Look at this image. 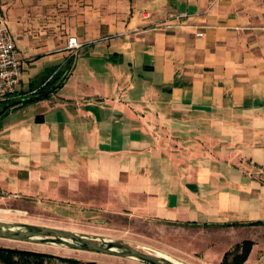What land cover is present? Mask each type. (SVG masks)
Wrapping results in <instances>:
<instances>
[{"label":"crops","instance_id":"crops-1","mask_svg":"<svg viewBox=\"0 0 264 264\" xmlns=\"http://www.w3.org/2000/svg\"><path fill=\"white\" fill-rule=\"evenodd\" d=\"M263 7L84 0L67 30L14 35L23 76L19 98L1 102L0 198L70 224L264 228L252 224L264 221ZM57 71L49 97L18 100Z\"/></svg>","mask_w":264,"mask_h":264},{"label":"rangeland","instance_id":"rangeland-1","mask_svg":"<svg viewBox=\"0 0 264 264\" xmlns=\"http://www.w3.org/2000/svg\"><path fill=\"white\" fill-rule=\"evenodd\" d=\"M83 3L84 0H0V19L8 23L17 37L21 34L32 38L40 34L52 35L57 29H68L73 12L76 11L77 14L81 12ZM18 43L23 44L21 39H18ZM7 197L5 200L0 198V219L50 226L74 225L80 228L78 231L114 238L133 246L167 255L185 264H220L224 252L243 241L244 239L240 240L243 237L251 236L255 239V245L252 257L247 264H264V228L244 233L230 229L210 230L204 233L187 232L178 228L164 227L146 218L115 215L109 216L102 223L95 219L91 221L92 223L82 220L70 224L42 210L32 199ZM0 245L81 259L90 257L97 262L148 264L131 257L76 249L55 243H35L0 237Z\"/></svg>","mask_w":264,"mask_h":264},{"label":"water","instance_id":"water-1","mask_svg":"<svg viewBox=\"0 0 264 264\" xmlns=\"http://www.w3.org/2000/svg\"><path fill=\"white\" fill-rule=\"evenodd\" d=\"M0 237L131 257L148 264H179L175 259L123 241L57 226L0 219Z\"/></svg>","mask_w":264,"mask_h":264},{"label":"trees","instance_id":"trees-1","mask_svg":"<svg viewBox=\"0 0 264 264\" xmlns=\"http://www.w3.org/2000/svg\"><path fill=\"white\" fill-rule=\"evenodd\" d=\"M62 72H55L52 77L43 78L41 84L33 89L25 97L18 100H35L49 97L51 91L59 85ZM6 103V102H2ZM0 102V113L5 111V106ZM252 224H264V221H255ZM255 241L244 239L236 243L231 249L227 250L220 264H244L250 257ZM0 263L1 264H110L97 262L94 260L83 261L73 256L58 255L50 252L24 249L19 247L0 245Z\"/></svg>","mask_w":264,"mask_h":264},{"label":"built area","instance_id":"built-area-1","mask_svg":"<svg viewBox=\"0 0 264 264\" xmlns=\"http://www.w3.org/2000/svg\"><path fill=\"white\" fill-rule=\"evenodd\" d=\"M209 1L214 3L220 0ZM82 44L76 37L69 38L68 47L78 48ZM22 61L10 26L0 19V102L19 98L20 95L16 94L23 76Z\"/></svg>","mask_w":264,"mask_h":264},{"label":"bare ground","instance_id":"bare-ground-1","mask_svg":"<svg viewBox=\"0 0 264 264\" xmlns=\"http://www.w3.org/2000/svg\"><path fill=\"white\" fill-rule=\"evenodd\" d=\"M36 243V242H35ZM25 244V243H24ZM53 244V243H52ZM42 245V244H41ZM159 254H161V253H159ZM170 255V254H169ZM176 262L177 263H179V264H185V263H183V262H180V261H178V260H176Z\"/></svg>","mask_w":264,"mask_h":264}]
</instances>
